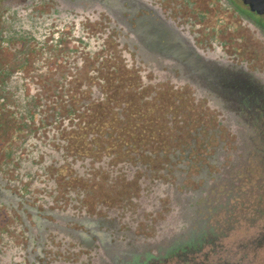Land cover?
Wrapping results in <instances>:
<instances>
[{"label": "flooded vegetation", "instance_id": "obj_1", "mask_svg": "<svg viewBox=\"0 0 264 264\" xmlns=\"http://www.w3.org/2000/svg\"><path fill=\"white\" fill-rule=\"evenodd\" d=\"M224 4L0 0V264L264 255V37Z\"/></svg>", "mask_w": 264, "mask_h": 264}, {"label": "rangeland", "instance_id": "obj_2", "mask_svg": "<svg viewBox=\"0 0 264 264\" xmlns=\"http://www.w3.org/2000/svg\"><path fill=\"white\" fill-rule=\"evenodd\" d=\"M225 1V9L228 10L227 12L233 17H241L242 21L244 22L242 24L243 27H246L249 29L250 27H253L254 29L258 30L260 34L264 37V19L261 17H257L253 14H251L249 11H247L245 8L242 7L241 2L239 0H224ZM243 237V233L240 231L234 232L229 238L223 240L224 244L226 246H229L230 244H234L235 242L239 241L240 238ZM231 246V245H230ZM235 246V245H233ZM234 252V251H233ZM237 252L234 254H225L229 256V258L233 259L237 256ZM254 264H264V255L262 253V250L258 253V256L253 258Z\"/></svg>", "mask_w": 264, "mask_h": 264}, {"label": "water", "instance_id": "obj_3", "mask_svg": "<svg viewBox=\"0 0 264 264\" xmlns=\"http://www.w3.org/2000/svg\"><path fill=\"white\" fill-rule=\"evenodd\" d=\"M244 3H248L249 9L255 11L258 14L264 13V0H243Z\"/></svg>", "mask_w": 264, "mask_h": 264}, {"label": "trees", "instance_id": "obj_4", "mask_svg": "<svg viewBox=\"0 0 264 264\" xmlns=\"http://www.w3.org/2000/svg\"><path fill=\"white\" fill-rule=\"evenodd\" d=\"M262 201V200H261ZM260 204H261V202H260ZM219 206V204H217V207ZM228 219H232L231 217H222V224H226L227 222H228ZM221 224V225H222ZM219 226L220 225H218V226H212V231H214V230H216V229H218L219 228ZM206 234V232H204V235ZM213 234H215V233H213Z\"/></svg>", "mask_w": 264, "mask_h": 264}]
</instances>
